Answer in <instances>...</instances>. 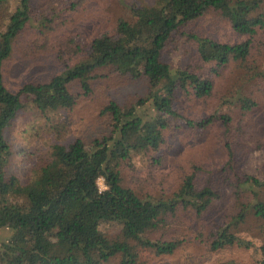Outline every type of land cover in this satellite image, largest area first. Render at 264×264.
<instances>
[{"label":"trees","instance_id":"16d2710c","mask_svg":"<svg viewBox=\"0 0 264 264\" xmlns=\"http://www.w3.org/2000/svg\"><path fill=\"white\" fill-rule=\"evenodd\" d=\"M51 1L75 11L86 0ZM261 4L262 0H157L135 7L133 20L121 18L113 33H104L85 44L72 36L66 38L59 56H75L76 61L67 63L49 80L28 82L11 92L3 83L2 65L16 37L32 23L36 13L42 30L56 28L62 21L57 20L60 16L56 11L39 13L35 0H0V226L9 233L0 247V264H146L145 253L173 255L187 245V240L202 243L201 232L190 238L175 225L176 217L181 206L192 208L198 215L207 211L220 196L217 188L209 184L198 187L194 174H190L170 197L145 196L125 184L122 168L135 156L152 164L162 162L163 155L158 157L157 153L166 142L169 116L179 114L175 108L179 93L188 98L214 96L216 78L231 62L254 76L258 70L253 72L254 66L247 60L255 36L264 35ZM213 11L248 38L228 42L184 29ZM181 35L197 43L194 65L176 67L166 57ZM100 69L117 75L116 83L143 78L149 92L123 106L114 100L106 103L104 112L112 118L110 134L91 141L83 137L69 143L58 141L51 147L49 160L35 168L26 182L14 175L7 177L13 154L7 128L23 107V98L44 113L71 110L82 94L73 92L70 84L79 80L83 94L89 95L93 91L91 79ZM224 101L240 105L243 112L257 104L248 95ZM147 107L152 113L145 112ZM214 118L225 123L231 119L214 113L189 122L205 125ZM99 178H104L105 189H101ZM243 179L236 181L238 191L247 182L264 188V180L256 176ZM241 208L212 233L209 247H251L259 253L252 264H264V242L256 247L239 235L249 209L264 219V198Z\"/></svg>","mask_w":264,"mask_h":264},{"label":"rangeland","instance_id":"374dc122","mask_svg":"<svg viewBox=\"0 0 264 264\" xmlns=\"http://www.w3.org/2000/svg\"><path fill=\"white\" fill-rule=\"evenodd\" d=\"M156 1L86 0L74 11L62 8L63 5L51 0H35V5L40 7L39 13L56 11V15L60 16L57 20L62 23L51 30H42L38 20L40 16L36 13L32 23L16 37L10 56L3 61L5 87L17 92L25 83L49 80L63 71L67 63L77 60L67 54L60 58V47H63L66 38L72 36L74 41L85 44L104 33H113L121 18L133 20L135 7L155 4ZM261 8H264V0ZM1 21L0 17V26ZM184 29L228 42L248 38L235 31L232 24L215 11ZM254 41L252 55L247 60L254 66L253 72L258 70L254 76L246 72V68L231 62L216 78L214 96L199 98L192 95L188 98L179 93L175 105L179 114L169 116L166 142L157 153L158 157L163 155L162 162L152 164L151 160L135 156L124 163L122 173L125 184L145 196L170 197L190 174H194L198 187L209 184L220 193L201 215L192 208L179 207L175 225L184 229L190 238H194L197 231L201 232L202 243L187 240V245L173 255L145 253L143 259L146 264H186L192 261L200 264H252L259 257L256 249L238 244L219 250L209 247L212 233L219 226L238 214L243 205L264 198L263 187L247 182L238 191L235 186L239 177L245 179L247 175L264 180V35L260 33ZM166 57L176 67L194 65L197 43L188 35H181L167 50ZM110 74L108 69L97 70L95 78L91 79L93 91L89 95L83 94L79 80L73 81L71 90L82 95L71 110L44 113L29 99L23 98V107L7 128L13 154L6 176L14 175L26 182L35 168L49 160L54 143H69L79 137L91 141L110 134L112 118L104 112L106 103L114 100L123 106L149 92L148 82L143 78L116 83L119 81L114 78L117 75ZM238 95L251 96L257 104L243 112L240 105L224 101ZM145 112L150 114L152 109L147 107ZM214 113L221 118L229 115L231 119L225 123L223 119L214 118L205 125L189 122L201 121ZM100 184L105 185L104 178H101ZM8 234V229L0 226V247ZM239 235L252 241L256 247L260 246L264 242V219L249 209L246 221L240 225Z\"/></svg>","mask_w":264,"mask_h":264},{"label":"built area","instance_id":"2783aa9c","mask_svg":"<svg viewBox=\"0 0 264 264\" xmlns=\"http://www.w3.org/2000/svg\"><path fill=\"white\" fill-rule=\"evenodd\" d=\"M100 180H101V178H99V184H100ZM100 186H101V184H100ZM105 188H106V185L101 186V189H105Z\"/></svg>","mask_w":264,"mask_h":264}]
</instances>
